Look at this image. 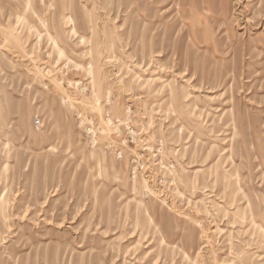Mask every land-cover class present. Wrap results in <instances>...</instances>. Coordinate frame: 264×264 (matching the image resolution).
Here are the masks:
<instances>
[{
    "label": "rangeland",
    "instance_id": "rangeland-1",
    "mask_svg": "<svg viewBox=\"0 0 264 264\" xmlns=\"http://www.w3.org/2000/svg\"><path fill=\"white\" fill-rule=\"evenodd\" d=\"M0 264H264V0H0Z\"/></svg>",
    "mask_w": 264,
    "mask_h": 264
},
{
    "label": "built area",
    "instance_id": "built-area-1",
    "mask_svg": "<svg viewBox=\"0 0 264 264\" xmlns=\"http://www.w3.org/2000/svg\"><path fill=\"white\" fill-rule=\"evenodd\" d=\"M107 104H108V106L110 105V100L107 101ZM128 118H129V116L127 117L126 120H113L111 118V116L109 114H107V116H106L107 123L110 125V127L111 126L115 127V130L113 131V134H112L115 138L120 137L123 134V131H121V130H123L125 128L127 131H129L130 136L133 137L132 139L136 140L135 139L136 134L130 128V123L128 122ZM80 125L83 126L85 134L87 135V137H89L90 142L93 145L99 144L98 134L100 133L101 128H100L99 124H97L96 119L93 117H90V116H87V118H85V119L81 118ZM123 143L125 144L126 141H124ZM115 146H116V144L113 143L112 145L109 146V148H111L113 150V148H115ZM115 154L120 159H122L124 157L122 151H120L118 147L115 150ZM138 159L139 158L133 159L132 163L137 164ZM136 169H137V166L134 168V174L133 175L135 178H136V172H135Z\"/></svg>",
    "mask_w": 264,
    "mask_h": 264
}]
</instances>
